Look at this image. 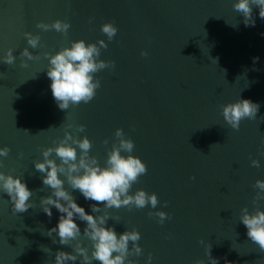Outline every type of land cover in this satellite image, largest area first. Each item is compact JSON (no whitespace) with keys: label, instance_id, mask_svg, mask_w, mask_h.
Segmentation results:
<instances>
[{"label":"water","instance_id":"1","mask_svg":"<svg viewBox=\"0 0 264 264\" xmlns=\"http://www.w3.org/2000/svg\"><path fill=\"white\" fill-rule=\"evenodd\" d=\"M234 2L0 0V57L7 49L16 57L12 65L0 60V148L10 149L0 157V172L20 177L34 191L33 207L17 214L0 193V264H54L57 250L71 251L47 236L61 214L53 207L49 218L41 210L40 198L50 189L34 168L43 159L41 151L63 137L66 125L77 139L86 136L92 142L90 155L101 166L120 128L134 142L131 154L146 165L130 194L137 189L155 193L157 207L107 210L118 218L108 220L117 234L133 228L140 233L143 254L129 257L136 264H147L149 253L150 264H209L205 245H212L218 264H264V252L239 222L245 206L250 212L254 207L264 211V200L252 204V185L264 180V19L253 7L255 26L246 27ZM57 19L69 23L66 35L36 27ZM106 22L118 29L111 42L100 31ZM25 32L40 37L36 49L27 44ZM75 40H104L108 47L99 58L115 66L95 74L101 86L89 103L60 110L43 53L55 54ZM26 47L39 59L21 57ZM21 59L27 67H21ZM239 99L259 108L255 119L242 120L239 130H233L223 121L220 106ZM77 125H84V131L76 132ZM251 159L259 160L260 167L251 166ZM64 186L93 214L95 201ZM150 211H163L170 219L158 223ZM75 222L83 232L85 222ZM80 240L90 253L87 238Z\"/></svg>","mask_w":264,"mask_h":264},{"label":"clouds","instance_id":"2","mask_svg":"<svg viewBox=\"0 0 264 264\" xmlns=\"http://www.w3.org/2000/svg\"><path fill=\"white\" fill-rule=\"evenodd\" d=\"M253 7L259 9L258 15L264 19V0H235L233 3V9L243 17L246 27L255 26ZM231 26L236 27V24ZM36 27L42 31L55 30L66 35L70 25L57 19L51 24L38 22ZM100 31L111 42L118 29L114 23L106 22L100 25ZM24 37L32 49L39 46L38 35L25 32ZM107 47L104 40H98L96 43L75 40L70 41V47H63L55 54L43 53L48 60L45 72L51 81L49 87L60 110H67L70 105L87 104L95 97L96 90L101 86L95 74L115 66L114 61L99 58L101 49ZM140 54L147 56L144 51ZM20 56L27 60L39 59V56L34 55L27 47L20 52ZM211 59L217 63L216 59ZM0 60L4 64L12 65L16 57L13 56L12 49H7ZM20 64L21 67H27L24 59H21ZM220 107V114L226 125L233 130H239L242 120L257 117L259 105L248 99H239ZM71 127V125L64 126L63 137L57 138L53 142V147H46L41 151L42 161L34 162L35 170L42 174V184L50 189L49 195L40 198L41 210L49 218L52 216L53 207L61 214L57 224L47 229V236L52 238L53 244L59 243L71 248L69 252L57 250L54 253V264H76L77 261L79 264H92L93 261L99 264H136L129 257L143 254V249L137 243L141 239L140 233L133 228L117 234L114 227L108 225V220L118 222V218L111 216L107 210L121 207L128 210L133 207L136 209L157 207L160 201L155 193H146L142 189H137L130 194L132 185L140 176L146 174L147 167L138 157L131 154L134 150V142L125 137L122 129L115 130L113 134L115 139L111 148L106 150L107 157L104 166H101L97 158L90 155L92 142L86 136L77 139L67 130ZM84 127L77 125L76 132H83ZM102 143L107 145L109 141L105 139ZM261 144H264V138L261 139ZM9 151L7 146L0 148V157H7ZM53 153L55 158H51ZM250 164L256 168L260 167L257 159H251ZM65 183L72 190H78L85 200L96 202L90 205L91 213L95 215L87 213L76 203L72 193L65 188ZM252 187L256 190L252 204L257 205L259 201L264 200V180L257 179ZM0 193L8 196L14 214L25 213L33 207L30 198L34 191L29 190L20 177L0 172ZM101 204L102 207L99 206ZM163 206H167L166 201ZM148 216L157 217V222L161 224L165 219H170V215L163 211H150ZM77 220L85 222L83 232L75 222ZM239 222L247 229L248 239L258 247L259 251L264 252V211L254 207L250 212L245 206L240 209ZM53 233L58 236V241ZM81 236L90 242V253L88 247L82 246ZM198 243L205 242L200 240ZM211 247L212 245H205V255L209 258V264H218V260L211 256ZM46 251L51 252V249L47 247ZM151 260L152 255L149 253L147 264H150ZM194 264H204V261L196 260Z\"/></svg>","mask_w":264,"mask_h":264}]
</instances>
